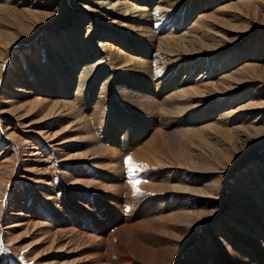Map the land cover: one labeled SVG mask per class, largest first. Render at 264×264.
<instances>
[{
	"label": "rangeland",
	"instance_id": "obj_1",
	"mask_svg": "<svg viewBox=\"0 0 264 264\" xmlns=\"http://www.w3.org/2000/svg\"><path fill=\"white\" fill-rule=\"evenodd\" d=\"M124 1L144 7L149 21L126 13ZM76 52L98 64L93 75L104 73L94 96L109 77L158 96L143 106L137 96L114 104L107 96L97 113L98 97L74 102L90 108L93 135L107 150L75 130L73 109L49 91L53 57L63 79L75 76L76 93L85 67L69 73ZM132 58L147 60L145 68ZM161 93L179 99L173 124L163 119L170 113ZM257 192L264 0H0V264H264V252L240 259L226 255L224 242L237 235L253 253V243H264V228L239 209H262V219Z\"/></svg>",
	"mask_w": 264,
	"mask_h": 264
},
{
	"label": "bare ground",
	"instance_id": "obj_2",
	"mask_svg": "<svg viewBox=\"0 0 264 264\" xmlns=\"http://www.w3.org/2000/svg\"><path fill=\"white\" fill-rule=\"evenodd\" d=\"M122 5H123V7L125 8V12L127 13L128 12V10L129 9H133L134 11L136 10V11H139V16H137L138 18H141L142 16V18L147 22V21H149V19H147L146 18V15H144V13H145V11H144V7H138V6H134V5H129L128 4V1H124V2H122ZM116 6V5H115ZM129 8V9H128ZM128 9V10H127ZM135 14H136V12H135ZM136 15H138V14H136ZM135 16V15H134ZM148 16V15H147ZM172 18V17H171ZM147 19V20H146ZM139 20H142V19H139ZM115 22V21H114ZM125 25V24H124ZM133 26V25H132ZM136 26H139L138 27V29L139 28H142L143 26H145V25H142L139 21H138V23H136ZM135 26V24H134V26L133 27H136ZM133 27H132V29H133ZM126 28H128V27H126ZM144 28V27H143ZM135 29V28H134ZM137 29V30H138ZM136 30V29H135ZM134 31V30H133ZM144 31H145V28H144ZM144 31H143V33L142 34H139V35H141V36H143V37H147V39L151 42V41H153V39L152 38H154V36H156V35H154V34H145L144 33ZM149 31H150V33H151V30L148 28V30H147V33H149ZM137 32V31H136ZM135 32V33H136ZM154 35V36H153ZM138 36V35H137ZM170 37V36H169ZM169 37H167V38H169ZM178 36H172L171 38H170V40L172 39V38H174L175 40H180L181 38L179 37V39L177 38ZM159 38V37H158ZM162 40H164V39H162ZM182 40V39H181ZM161 41V40H160ZM164 42V41H163ZM181 42V41H180ZM143 51V50H142ZM86 54V53H85ZM91 56V55H90ZM156 56V55H155ZM79 57V54H78V52H76L74 55H73V57H72V60H71V64H73L72 66L73 67H71V69H69L68 71H69V73H73L74 72V68H77V67H79L80 65H83V64H85V67L82 69V71L80 72L81 74L79 75V77H78V83H77V91H76V93L75 94H73V93H71L70 91V88L73 86V85H75V81L73 80V78H72V76L73 77H75L74 75H72V76H70V75H67L66 74V76H69V77H71V78H67V79H63V77L61 76V74L60 73H58L57 71L59 70V64L58 63H55V61L53 60V57L51 58V60H53L54 62H52L51 63V60H49L48 62H50V64L51 65H53V64H55L56 65V67L55 68H52V67H47L48 69H47V73L48 74H46L47 75V77H46V80L49 82V83H51V85H48L49 87H50V89H49V91H50V94L52 95V96H55V97H57V99H58V101H54L57 105H60V106H63V107H65V108H67V111H68V108L69 109H73L72 111H70L69 110V114L68 115H70L71 117H72V119H74L75 120V123H76V126H77V128L75 129V130H78V132H81L82 134H84V136H86L87 137V139L89 140L90 139V141H91V139H92V141H94L95 142V144L97 143L98 144V146H99V148H101L102 150L104 149L105 150V148H106V150H107V148H109V147H106L105 145L103 146V144L99 141H97V138L95 137V135H93V131L91 130V127H92V125L90 126L89 125V123H90V121L88 122V120H87V113L88 112H86L87 110H89L90 108H87V110L86 111H82L81 109L80 110H78L76 107H75V104H74V102L75 101H80L81 103H83L84 104V102H86V101H88V99H89V101H90V99H94L95 97H98V99H97V101L99 102V104H96V107H94V108H92V110H94V111H96V112H94V113H97L98 112V110L99 111H101L100 109H99V107H100V105H104L106 102H105V98L104 97H111V101L109 100V103H111V104H114V100L115 99H117L116 97H118V98H123V99H126L127 97H133L134 98V96H137V97H139V98H141V101H140V105L141 106H143V105H147V104H158L157 103V101L159 102V100L156 98V97H158V96H155V97H152V95H143V93H144V90H143V92L142 93H140L139 91L137 92V93H133L130 89H128L127 87L125 88V87H123L122 85H116V84H114L112 81H111V79H107V80H105L102 84H101V86L99 87V89L98 90H100V92H98V96H94L93 95V93H94V91H96V88H95V84L98 82V79L99 78H101V77H103L104 76V73H103V71H101L100 70V68H99V71L95 74V75H93L94 74V71H95V69L97 68V65L98 64H95V65H93V64H90V65H88V62L89 61H87V58L88 57H86V55L85 56H83L82 58H78ZM108 58H111L110 56L108 57ZM90 59V58H89ZM113 60V59H112ZM131 60H134L135 62H137V64H140V65H138V67L140 66L141 68L143 67V68H145V63H147L146 61L147 60H145V61H139L138 59H131ZM133 61V62H134ZM103 62V61H102ZM132 62V63H133ZM176 63V62H175ZM84 66V65H83ZM176 68L177 67H179V66H175ZM175 67H173L171 70H170V72L171 73H173V72H175L173 69H175ZM70 68V67H69ZM130 70V69H129ZM177 70V69H176ZM145 71V70H144ZM181 71V70H180ZM96 72V71H95ZM169 72V73H170ZM157 73V72H156ZM158 73H161V72H158ZM41 76V75H40ZM158 76H160V75H158ZM157 76V77H158ZM168 76H169V74H168ZM104 79V78H103ZM129 81L131 80V79H128ZM127 80V82H128V84L130 85V82ZM133 82V81H132ZM164 83H165V81H164ZM133 85V84H132ZM138 85H139V88H141V84L140 83H138ZM88 86V87H87ZM85 87H87L88 88V93H87V89H85ZM90 87V88H89ZM52 88V89H51ZM139 88L137 89V90H139ZM181 89H183V88H181ZM97 90V91H98ZM149 90V89H148ZM148 90H146V94H147V91ZM184 90V89H183ZM184 92V91H183ZM187 92V91H186ZM116 93L117 94H119V96H117L116 95ZM176 94V93H175ZM161 95H163V93H161L160 94V96ZM165 95V94H164ZM163 95V96H164ZM114 96V97H113ZM124 96H126V98H124ZM171 96H173V95H171ZM174 97V96H173ZM177 97V96H176ZM147 98V100L145 101V99ZM161 98V97H160ZM175 98V97H174ZM174 98H171L169 95L168 96H164V98L161 100V101H163L164 103H162V104H166L167 106L165 107V106H163V108L162 109H166V112H165V110H164V112L166 113V115L168 114V113H170L171 114V118H170V114H169V116L167 115V117L165 118L164 116H163V119H165L166 120V123H168V125L169 124H173V122H175V118H174V116L175 115H177V116H179V115H181V106L179 105L180 103L178 102V100L179 99H177V101H176V103H175V101L173 102V100H174ZM123 99H121V100H123ZM127 100V99H126ZM77 101V102H78ZM125 101V100H124ZM154 102V103H153ZM88 104V103H87ZM161 104V105H162ZM56 105V106H57ZM98 105V106H97ZM152 107V106H151ZM154 108V107H153ZM159 109V108H158ZM85 110V109H84ZM148 111V110H147ZM152 111H154V110H152ZM159 112V111H158ZM157 112V113H158ZM91 113V112H90ZM127 113V112H126ZM160 113V112H159ZM158 113V114H159ZM174 113H176L175 115H174ZM89 115V114H88ZM135 116V115H134ZM89 117V116H88ZM129 117V116H128ZM140 117V116H139ZM190 117V116H189ZM134 117H131L130 116V118H129V120L131 121L132 119H133ZM170 120H169V119ZM196 118V117H195ZM168 119V120H167ZM184 119V118H183ZM187 119V118H186ZM192 119V118H191ZM73 120V121H74ZM141 120V119H140ZM142 120H144V117L142 118ZM139 121V120H138ZM132 122V121H131ZM142 122L143 121H141V122H139L140 123V125L141 126H144V125H146V123H143L142 124ZM181 122H182V120H181ZM74 123V124H75ZM157 123V121H155L154 122V124H156ZM91 124V123H90ZM141 126H138V127H140L139 129H141ZM148 126V125H147ZM154 126V125H153ZM156 126V125H155ZM154 126V127H155ZM160 126H162V127H160ZM159 127V129L155 132L156 134H158L159 135V133H161V131H163V127H166V126H163L162 124L160 125ZM114 128V127H113ZM124 134V133H123ZM127 134V133H126ZM152 135V134H151ZM150 135V136H151ZM157 135V136H158ZM88 137H90V138H88ZM75 138V137H74ZM157 138V137H156ZM159 138V137H158ZM83 139V138H82ZM99 139V138H98ZM71 140V139H70ZM84 140V139H83ZM82 140V141H83ZM86 140V139H85ZM69 141V140H68ZM176 143V142H175ZM96 146V145H95ZM160 146V145H159ZM173 146V145H172ZM111 147V146H110ZM113 148V147H112ZM94 149V148H93ZM152 150V149H151ZM108 151H109V149H108ZM115 151V150H114ZM97 152V151H96ZM120 152V151H119ZM94 153V152H93ZM109 153H111V152H109ZM115 153H116V151H115ZM148 153V152H147ZM98 154V153H97ZM31 155H33V153L31 154ZM114 156V155H113ZM35 157V156H34ZM96 157V156H95ZM99 158V157H98ZM93 160V159H92ZM97 160V159H96ZM92 163V162H91ZM119 166V165H118ZM119 168V167H118ZM139 169V168H138ZM123 177V176H122ZM136 179V178H135ZM80 180V179H79ZM131 185V184H130ZM110 186V185H109ZM121 185H119V188H120V190H121V187H120ZM145 186V185H144ZM147 186V185H146ZM115 188L117 187V185L116 186H114ZM118 188V189H119ZM117 189V188H116ZM117 189V190H118ZM129 190V189H128ZM113 191V190H112ZM116 191V190H115ZM114 191V192H115ZM119 191V190H118ZM120 193V192H119ZM122 193V192H121ZM255 193V192H254ZM115 194H116V192H115ZM118 194V193H117ZM49 195V194H48ZM118 195H120V194H118ZM117 196V195H116ZM134 197V196H133ZM255 197H256V199H258V201H262V204H264V192H257L256 193V195H255ZM135 201V200H134ZM111 202V201H110ZM137 202V201H136ZM108 203V202H107ZM114 203V202H113ZM242 203V202H241ZM240 203V204H241ZM136 204V203H135ZM138 204V203H137ZM87 205V204H86ZM85 205V206H86ZM241 205H243V204H241ZM240 205V206H241ZM136 207V206H135ZM148 207V206H147ZM87 208V207H86ZM247 209L246 210H248V212H246L245 213V207L244 208H242V207H239V209L242 211V213L241 214H246L248 217H250L251 219H250V221L252 222V223H254V225H256V227L257 228H260V229H263L264 228V216L263 217H261L262 219H259L260 218V216H261V210L262 209H258L257 207H254V208H251V207H246ZM252 209H255V211H253ZM178 211V210H177ZM154 212V211H153ZM175 213H176V211H175ZM178 213V212H177ZM18 214H20V213H18ZM179 215H180V213H178ZM182 214H183V212H182ZM175 215V214H174ZM177 216L176 218V220H178L179 219V217H182V216ZM185 215V214H184ZM157 216V215H156ZM158 217V216H157ZM161 218V217H160ZM174 218V217H173ZM182 220H183V218H182ZM179 222V221H178ZM257 222H259V224H257ZM15 223V222H14ZM124 223V222H123ZM126 223V222H125ZM124 223V224H125ZM131 223V222H130ZM167 223V222H166ZM184 223V222H183ZM123 224V225H124ZM136 225V224H135ZM170 225V224H169ZM246 225V224H245ZM244 225V226H245ZM13 226H16L15 224L13 225ZM134 226V225H133ZM249 225L247 224V227H248ZM124 227V226H123ZM142 227V226H141ZM74 230V229H73ZM121 230V229H120ZM71 231V230H70ZM148 231V230H147ZM238 232V231H237ZM240 232V231H239ZM116 233V232H115ZM237 234V233H236ZM115 235V234H114ZM113 235V236H114ZM142 236V235H141ZM176 236V235H175ZM234 236V237H233ZM228 237H229V241H227L226 239H224V242H225V244H226V250H227V252H229V253H226V255H232L233 253H235V252H237L238 253V258H242V257H246V258H251V259H253V260H256L257 258H258V256H259V254L258 253H260V252H264V243L261 245L260 243H259V245L257 244V243H253L252 244V246H255L254 248H253V251H254V253L253 252H251L250 250H248V247H243L242 245H240L239 243H237L236 241H235V239H237V240H239L238 239V237H237V235H234V234H232V235H228ZM237 237V238H236ZM111 240V239H110ZM105 241V240H104ZM253 240L252 239H250V240H248V243L250 244V242H252ZM102 242V241H101ZM153 242V241H152ZM103 243V242H102ZM247 243V242H246ZM248 244V245H249ZM168 247V246H167ZM217 247V246H216ZM215 247V249H218V248H216ZM220 250V249H219ZM220 253H221V251H220ZM245 255V256H244ZM258 255V256H257ZM201 256L202 255H199L198 256V258H201ZM236 256V255H235ZM213 256H212V254H211V258H212ZM234 258V257H233ZM240 258V259H241ZM203 260H205L204 258H203ZM249 260V259H248ZM253 260H252V262H253ZM200 262L199 263H201V261H202V259H200L199 260ZM198 263V264H199ZM253 264H255V263H253Z\"/></svg>",
	"mask_w": 264,
	"mask_h": 264
},
{
	"label": "snow or ice",
	"instance_id": "obj_3",
	"mask_svg": "<svg viewBox=\"0 0 264 264\" xmlns=\"http://www.w3.org/2000/svg\"><path fill=\"white\" fill-rule=\"evenodd\" d=\"M126 164L129 166V171H130V173H132V174H134V169L136 168V167H138V165H135L134 163H133V159H132V157L131 156H128L127 158H126ZM140 183V181L139 180H135V181H133V184L134 185H138ZM137 191H139V188H137Z\"/></svg>",
	"mask_w": 264,
	"mask_h": 264
}]
</instances>
